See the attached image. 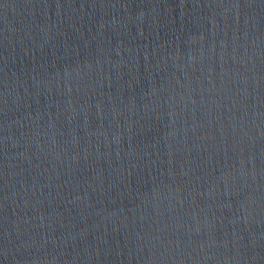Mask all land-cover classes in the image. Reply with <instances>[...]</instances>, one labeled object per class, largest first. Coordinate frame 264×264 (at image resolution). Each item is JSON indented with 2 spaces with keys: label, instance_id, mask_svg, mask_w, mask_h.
<instances>
[{
  "label": "water",
  "instance_id": "95a60500",
  "mask_svg": "<svg viewBox=\"0 0 264 264\" xmlns=\"http://www.w3.org/2000/svg\"><path fill=\"white\" fill-rule=\"evenodd\" d=\"M0 264H264V0H0Z\"/></svg>",
  "mask_w": 264,
  "mask_h": 264
}]
</instances>
